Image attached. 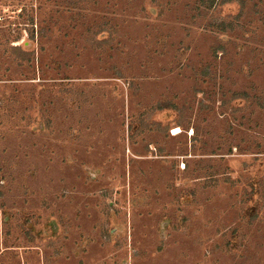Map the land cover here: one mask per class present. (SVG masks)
Here are the masks:
<instances>
[{
    "label": "rangeland",
    "instance_id": "obj_1",
    "mask_svg": "<svg viewBox=\"0 0 264 264\" xmlns=\"http://www.w3.org/2000/svg\"><path fill=\"white\" fill-rule=\"evenodd\" d=\"M0 264H264V0H0Z\"/></svg>",
    "mask_w": 264,
    "mask_h": 264
},
{
    "label": "trees",
    "instance_id": "obj_2",
    "mask_svg": "<svg viewBox=\"0 0 264 264\" xmlns=\"http://www.w3.org/2000/svg\"><path fill=\"white\" fill-rule=\"evenodd\" d=\"M224 22H221V26H223ZM223 30H225V28H222ZM18 50H21V49H18ZM22 52V51H21ZM23 55H27L25 52H22Z\"/></svg>",
    "mask_w": 264,
    "mask_h": 264
}]
</instances>
